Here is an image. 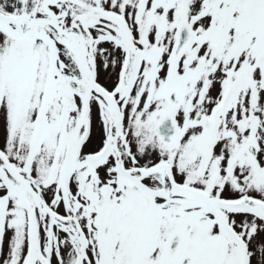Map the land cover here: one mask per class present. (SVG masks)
Returning a JSON list of instances; mask_svg holds the SVG:
<instances>
[{
	"label": "snow or ice",
	"instance_id": "1",
	"mask_svg": "<svg viewBox=\"0 0 264 264\" xmlns=\"http://www.w3.org/2000/svg\"><path fill=\"white\" fill-rule=\"evenodd\" d=\"M0 264H264V0H0Z\"/></svg>",
	"mask_w": 264,
	"mask_h": 264
}]
</instances>
